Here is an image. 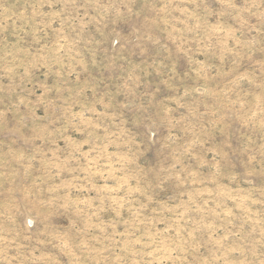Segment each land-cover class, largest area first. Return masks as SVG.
Wrapping results in <instances>:
<instances>
[{
  "label": "rangeland",
  "instance_id": "1",
  "mask_svg": "<svg viewBox=\"0 0 264 264\" xmlns=\"http://www.w3.org/2000/svg\"><path fill=\"white\" fill-rule=\"evenodd\" d=\"M0 264H264V0H0Z\"/></svg>",
  "mask_w": 264,
  "mask_h": 264
}]
</instances>
